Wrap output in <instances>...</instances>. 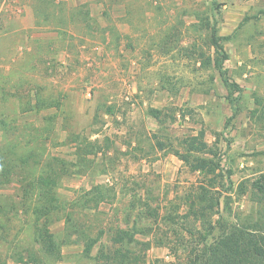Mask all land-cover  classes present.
<instances>
[{
  "label": "rangeland",
  "instance_id": "1",
  "mask_svg": "<svg viewBox=\"0 0 264 264\" xmlns=\"http://www.w3.org/2000/svg\"><path fill=\"white\" fill-rule=\"evenodd\" d=\"M56 2L0 0V264H192L264 233V0ZM202 129L209 223L188 216L208 179L170 151Z\"/></svg>",
  "mask_w": 264,
  "mask_h": 264
},
{
  "label": "trees",
  "instance_id": "2",
  "mask_svg": "<svg viewBox=\"0 0 264 264\" xmlns=\"http://www.w3.org/2000/svg\"><path fill=\"white\" fill-rule=\"evenodd\" d=\"M81 6L84 7L86 5L83 4ZM230 39V37L217 36L215 32L211 36V47L215 52L214 58L211 57L209 60L221 74L226 72L224 64L229 58L222 42ZM234 86H237V84H232V87ZM47 108H51V105ZM151 113L157 120L161 119L158 110H153ZM158 145L160 150H165L168 147L164 142H159ZM170 151L188 166L190 171L204 175L208 179L207 184L201 187L202 198L199 201L200 206L198 207V204L193 203L188 216L196 221L205 219L209 223L211 212L218 203V197L215 200L214 194L208 188L212 189L215 182H220L223 185L225 181L224 169L221 166V159L217 150L206 140V132L202 129L196 135L185 138L181 143V150L173 147ZM44 179L42 178L41 180ZM263 182L264 173L260 175V180L252 184L255 201L258 204H261V198H257V196H264V184H261ZM252 227H234L216 243L205 246L199 251V254L193 253L196 255L192 264H264V233L258 235L250 232Z\"/></svg>",
  "mask_w": 264,
  "mask_h": 264
},
{
  "label": "crops",
  "instance_id": "3",
  "mask_svg": "<svg viewBox=\"0 0 264 264\" xmlns=\"http://www.w3.org/2000/svg\"><path fill=\"white\" fill-rule=\"evenodd\" d=\"M55 1V2H54ZM65 2V0H63ZM52 3H55L56 5H58V2H56V0H52ZM78 5H70V9H72L73 11H75V8H77ZM61 8V7H60ZM69 10V9H68ZM72 11V12H73Z\"/></svg>",
  "mask_w": 264,
  "mask_h": 264
}]
</instances>
